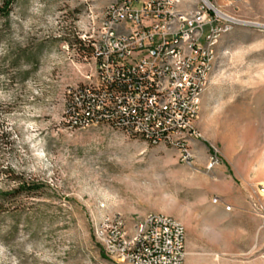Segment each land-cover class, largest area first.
I'll return each instance as SVG.
<instances>
[{
    "label": "rangeland",
    "instance_id": "1",
    "mask_svg": "<svg viewBox=\"0 0 264 264\" xmlns=\"http://www.w3.org/2000/svg\"><path fill=\"white\" fill-rule=\"evenodd\" d=\"M110 2L15 0L0 15V193L39 187L0 198V264H123L94 226L148 214L182 224L184 264H264V0L211 1L232 29L193 123L200 137L182 140L189 160L175 144L64 123L69 92L94 75L81 37Z\"/></svg>",
    "mask_w": 264,
    "mask_h": 264
},
{
    "label": "built area",
    "instance_id": "2",
    "mask_svg": "<svg viewBox=\"0 0 264 264\" xmlns=\"http://www.w3.org/2000/svg\"><path fill=\"white\" fill-rule=\"evenodd\" d=\"M211 1L186 11L182 0H111L96 18L98 27L81 37L90 46L94 75L69 92L67 128L107 126L150 146L175 144L189 160L182 140L200 137L193 123L217 45L232 29ZM258 232L264 247V216ZM94 235L106 256L123 264L185 261V229L163 214H148L131 228L120 215L102 217Z\"/></svg>",
    "mask_w": 264,
    "mask_h": 264
},
{
    "label": "trees",
    "instance_id": "3",
    "mask_svg": "<svg viewBox=\"0 0 264 264\" xmlns=\"http://www.w3.org/2000/svg\"><path fill=\"white\" fill-rule=\"evenodd\" d=\"M15 2V0H3V5L0 7V15L7 16L10 10L11 5ZM39 187L36 185H26V184H19L18 188L10 193H0V198L7 199L15 194H22V193H33L38 191Z\"/></svg>",
    "mask_w": 264,
    "mask_h": 264
},
{
    "label": "bare ground",
    "instance_id": "4",
    "mask_svg": "<svg viewBox=\"0 0 264 264\" xmlns=\"http://www.w3.org/2000/svg\"><path fill=\"white\" fill-rule=\"evenodd\" d=\"M216 12L218 13V15H220V16H222L223 18H225V19H229L228 17H226L225 15H222L221 13H219L217 10H216ZM234 22V21H233Z\"/></svg>",
    "mask_w": 264,
    "mask_h": 264
},
{
    "label": "crops",
    "instance_id": "5",
    "mask_svg": "<svg viewBox=\"0 0 264 264\" xmlns=\"http://www.w3.org/2000/svg\"><path fill=\"white\" fill-rule=\"evenodd\" d=\"M192 1V0H191Z\"/></svg>",
    "mask_w": 264,
    "mask_h": 264
}]
</instances>
